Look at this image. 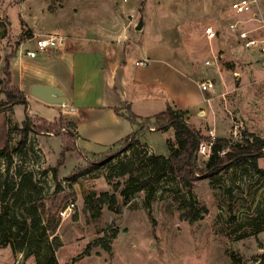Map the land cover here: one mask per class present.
I'll use <instances>...</instances> for the list:
<instances>
[{
	"label": "rangeland",
	"instance_id": "rangeland-1",
	"mask_svg": "<svg viewBox=\"0 0 264 264\" xmlns=\"http://www.w3.org/2000/svg\"><path fill=\"white\" fill-rule=\"evenodd\" d=\"M116 1L128 6L151 5L147 17L150 28L170 51L178 54L184 51L185 58L194 63L181 71L186 100L192 103L202 100L196 82L200 66H205L206 77L214 80L216 90L208 94L213 102L211 110L205 107V116L199 115V111L193 113L198 126L188 120L191 117L187 114L189 123L207 135L216 128L215 137L225 134L234 141L241 137H234L235 124L242 123L241 134L247 131L264 138V0H254V9L244 15L231 13V4L238 0ZM64 2L0 0L2 80L7 77L6 60L9 55H15L9 67L12 85L30 90L25 77L21 76L26 66L21 56L28 57L26 50L36 48L35 38L40 36L34 37L35 29L42 23L55 25L46 15ZM237 20L239 29L247 31L248 38L256 41L253 49L245 47L239 33L229 29V23ZM207 26L218 32L211 42L205 36ZM131 58L138 59L140 54ZM4 83L0 84V104L7 99ZM144 104V101L137 104L141 112L151 114L155 110L144 108ZM49 107L17 104L3 113L0 149L6 143L7 124L21 127L26 109L35 125L48 127L49 122L61 119L65 127H71L67 124L71 121L63 114L53 120L57 112ZM142 121L138 119V124L142 125ZM58 128L52 129L53 133L29 132L26 147L14 155L10 165L0 159V214L4 204L1 195H7L11 187L16 189L23 174L32 172L43 189L39 199L33 195L31 202H21L17 207H13L11 194L7 195L5 204L9 207L11 229L0 233V264H51L53 256L55 264H260L264 231L255 236L249 233L257 217L264 221V157L259 160L262 173L252 168H232L210 177L197 174L198 180L190 188L174 175H168L156 184V194L149 208L146 189L131 193L126 204L121 192L127 188L131 177H135L136 185L149 176L150 169L143 166L145 158L155 153L149 142L157 152L168 150L166 141L174 138L172 128L168 133L150 130V127L142 129L140 144L111 161L105 159L120 149L119 142L95 153L88 151L93 148L78 143V135L76 145L84 153L72 148L65 152L60 166L58 162L62 160L65 146L75 141L64 137L65 130L60 134L54 132ZM13 136V144H16L20 135ZM121 161L136 162L138 168L124 177H113L111 167ZM206 161L199 156L200 169H205ZM56 167L59 168L57 175ZM103 193L116 196V205L122 209L120 216L111 210ZM41 203L45 205L44 213ZM35 206L39 208L37 217H41L42 225L51 221L52 226H57L55 231L32 228V218L26 209ZM205 208L207 213L203 212ZM196 212H201L202 218L193 221ZM113 231L117 233L114 238ZM54 236L60 238L62 245L53 254L50 245ZM103 237L111 241V253L100 245H93L87 251L93 242ZM4 244L8 246L2 247Z\"/></svg>",
	"mask_w": 264,
	"mask_h": 264
},
{
	"label": "crops",
	"instance_id": "crops-1",
	"mask_svg": "<svg viewBox=\"0 0 264 264\" xmlns=\"http://www.w3.org/2000/svg\"><path fill=\"white\" fill-rule=\"evenodd\" d=\"M64 1L61 7L46 15L55 25L42 23L34 30V37L62 35L66 38V46L61 50L39 52L34 58L21 56L26 65L21 76L25 77L30 90H20L26 94L29 104L51 106L49 108L57 112L53 120L63 114L75 124L78 143L93 148L87 150L95 153L135 131L136 125L115 110L126 103L138 117L154 116L171 104L188 112L191 119H187L198 126L193 113H198L202 107L211 110L213 102L208 93L202 91V100L192 103L185 99L187 92L181 71L194 63L185 58L184 51L180 54L170 51L150 28L147 17L151 5L128 6L116 0ZM137 53L140 58L132 59ZM175 57L177 60L173 61ZM142 59H148L149 65H136ZM200 68L196 77L198 87L208 78L206 67ZM36 84L61 89L66 102L51 104L36 98L31 93ZM142 101L144 108L155 110L151 114L141 112L137 104ZM122 112L127 110L122 108ZM2 117L3 113L0 119ZM168 132L170 130L165 133ZM201 134L207 135L202 131ZM219 136L226 137L225 134ZM149 146L156 154L168 155L167 149L157 152L152 142Z\"/></svg>",
	"mask_w": 264,
	"mask_h": 264
},
{
	"label": "trees",
	"instance_id": "trees-1",
	"mask_svg": "<svg viewBox=\"0 0 264 264\" xmlns=\"http://www.w3.org/2000/svg\"><path fill=\"white\" fill-rule=\"evenodd\" d=\"M13 56L15 55H9V59L6 60L5 75L7 77L3 80L0 78V84L5 82L3 90L7 98L5 103L0 104V114L5 113L6 111H11L17 104H24L27 107L29 106L26 94L12 85V74L9 67ZM122 108L126 109L127 112L123 113ZM115 110L118 114L127 117L133 124L136 125L137 128L130 135L119 141L118 145H120V149H118L111 156L106 157L105 160L107 161H111L118 157L120 153L138 146L140 144V131L144 128L150 127L156 132H166L171 128L174 130V138L166 141L168 148L167 156L154 153L145 158L143 166L150 169L149 176L142 179V181L136 185L134 184L136 181L135 177L130 178L129 185L121 192L124 204L128 203L131 193L146 189L148 192L147 199L150 208L151 200L156 194V184L168 175H174L178 178V180H181L186 187L190 188L193 186L194 182L198 180L197 174L210 177L232 168H252L257 173L263 172L259 166V160L264 157V138L255 133L244 131L242 132L240 139H237L236 141L227 137H216L212 147V154L205 163V169H200L198 165L197 150L200 144L203 141L208 140L209 137L202 135L199 129L187 121L186 115L188 112L168 104L165 110L152 117L142 119L132 112L131 106L128 103L116 108ZM27 112L28 111L26 109V118L21 127L20 125L11 126L10 124H7V139L4 148L0 149V159L6 160L8 165L12 163L14 155L26 147L29 132L53 133L52 129L56 126H59V128L54 130V132L60 134V131L63 132L65 130L66 133L64 134V137L66 136L68 140L75 141L72 145L67 143L65 146L61 155L62 160L58 162L59 166L63 162L65 152L74 149L78 153H84L76 145L78 133L73 122H67V124L71 126L68 128L64 126V121L61 119L58 121L59 123L57 121L49 122L50 124L48 127L38 124L35 125V121ZM138 119L143 120L142 125L138 124ZM15 133L20 135V138L16 144H13V135ZM58 167L54 169L56 175L58 174ZM93 167H96V164ZM137 168L138 166L136 165V162L130 161L125 163L124 161H121L111 167V175L113 177H124L134 172ZM42 190L43 189L39 187L38 183L35 181L34 174L30 172L23 174L16 189L15 187L9 188L7 195L9 193L11 194V198L14 200L13 207H17L21 202L25 204L31 202L33 195H36L37 199H39ZM7 195H1V200L4 204L2 205V211L0 214V233L5 231L7 228L11 229V218H9L10 215L7 211L9 210V207L5 204ZM102 197L105 201H109V207L118 216L122 214L121 207H117L116 205L115 195L110 196L109 193H103ZM40 207L42 208L41 212L44 213L45 205L41 203ZM26 210L32 218V228L35 231H55L57 226H52L51 221H48V224L44 226L42 225L41 217H37L39 212V208L37 206ZM203 212L207 213V209L205 208ZM193 218V221L201 219V212H196ZM254 221L255 222L251 224L252 231L249 233L252 236L258 235L264 231V221L262 218L257 217ZM116 236L117 233L113 231L112 237L114 238ZM61 245L62 243L60 238L58 236H54L50 245L52 253L54 254L61 247ZM93 245H100L109 253L112 252L111 241L105 239L104 237L93 242L87 251H89ZM7 246L8 244L2 245V247ZM259 259L260 264H264V253L260 255ZM50 261L51 264H55L56 258L53 256Z\"/></svg>",
	"mask_w": 264,
	"mask_h": 264
},
{
	"label": "built area",
	"instance_id": "built-area-1",
	"mask_svg": "<svg viewBox=\"0 0 264 264\" xmlns=\"http://www.w3.org/2000/svg\"><path fill=\"white\" fill-rule=\"evenodd\" d=\"M254 4H255L254 0H238V1L231 4L230 10H231V13H233L234 15H244L246 13L251 12L254 9ZM239 24H240V22L238 20L233 21V22L229 23V29L231 28L232 31L239 33L242 40H244V46L245 47H247L249 49H253L255 47V45L257 44L256 41L249 39L248 38V32L245 30L239 29V27H240ZM217 34H218V32L212 26L206 27L205 35L209 41L216 39ZM65 46H66V38L65 37L58 35V34H49V35H44V36H40V37L36 38V48L35 49H27L26 53L28 56L34 58L38 55L39 52L61 50ZM136 65H142V66L149 65V60L144 59L143 61L142 60L137 61ZM199 87H200L202 92L208 93V94H210L216 90V84H215L214 80L211 78H206L203 81H201L199 83ZM198 114L205 116L207 114L205 107L200 108ZM241 128H243L242 123L235 124V128L233 131L234 137L241 135V131H240ZM150 130H153V129L150 128ZM207 137H209L208 140H205L200 144V146L197 150V156H198V158H199V156H203L205 158V160L208 161V159L210 158V156L212 154V147L214 145L215 138H216L214 128L208 131Z\"/></svg>",
	"mask_w": 264,
	"mask_h": 264
},
{
	"label": "water",
	"instance_id": "water-1",
	"mask_svg": "<svg viewBox=\"0 0 264 264\" xmlns=\"http://www.w3.org/2000/svg\"><path fill=\"white\" fill-rule=\"evenodd\" d=\"M138 28H141V24ZM31 93L47 103L60 104L66 102L62 90L54 86L36 84L32 86Z\"/></svg>",
	"mask_w": 264,
	"mask_h": 264
}]
</instances>
